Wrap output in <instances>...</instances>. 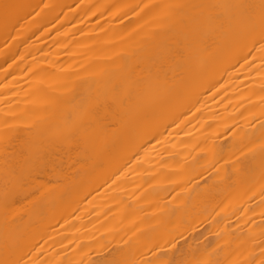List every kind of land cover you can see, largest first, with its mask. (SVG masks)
<instances>
[{"label":"bare ground","instance_id":"1","mask_svg":"<svg viewBox=\"0 0 264 264\" xmlns=\"http://www.w3.org/2000/svg\"><path fill=\"white\" fill-rule=\"evenodd\" d=\"M0 264H264V0H0Z\"/></svg>","mask_w":264,"mask_h":264}]
</instances>
